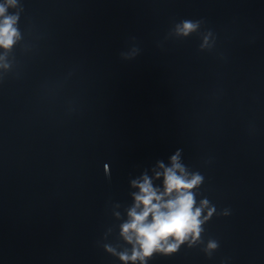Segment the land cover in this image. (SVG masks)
Instances as JSON below:
<instances>
[{
  "label": "water",
  "instance_id": "water-1",
  "mask_svg": "<svg viewBox=\"0 0 264 264\" xmlns=\"http://www.w3.org/2000/svg\"><path fill=\"white\" fill-rule=\"evenodd\" d=\"M17 12L0 69V264H122L103 245L130 248L131 181L177 150L205 177L197 202L231 215L205 225L212 259L185 244L148 264H264V0H18ZM184 19L203 23L176 37Z\"/></svg>",
  "mask_w": 264,
  "mask_h": 264
},
{
  "label": "clouds",
  "instance_id": "clouds-1",
  "mask_svg": "<svg viewBox=\"0 0 264 264\" xmlns=\"http://www.w3.org/2000/svg\"><path fill=\"white\" fill-rule=\"evenodd\" d=\"M18 0H4L0 3V69L12 67L7 57L13 46L21 39L18 29L19 13H9V8H16ZM202 20L184 19L174 25L172 32L176 37L186 38L198 32ZM134 39V38H133ZM215 43L209 31L203 36L200 49H210ZM139 52L133 48L128 56ZM180 150L170 157V166L158 162L161 171H154V177L147 174L131 181V186L138 189L132 194L133 204L127 209V219L119 226V236L130 245L118 251L110 244H104L106 252L118 257L122 264H148L155 254L165 256L177 253L182 245L189 248L205 244V225L213 216L231 215L230 208L217 211V207L207 197L197 202V191L205 181L200 172H190L180 160ZM105 175H109L105 165ZM155 180L162 179V187L154 185ZM118 207V205H117ZM119 219L120 213H115ZM220 248L219 240L208 237L201 249L208 259ZM230 258L225 257L221 264H228Z\"/></svg>",
  "mask_w": 264,
  "mask_h": 264
}]
</instances>
